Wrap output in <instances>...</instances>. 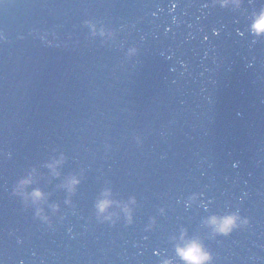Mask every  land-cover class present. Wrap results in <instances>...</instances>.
<instances>
[{
	"label": "water",
	"instance_id": "water-1",
	"mask_svg": "<svg viewBox=\"0 0 264 264\" xmlns=\"http://www.w3.org/2000/svg\"><path fill=\"white\" fill-rule=\"evenodd\" d=\"M262 10L0 0V264H184L192 239L211 264H264ZM105 190L134 199L130 223L97 217ZM233 213L227 236L206 224Z\"/></svg>",
	"mask_w": 264,
	"mask_h": 264
},
{
	"label": "clouds",
	"instance_id": "clouds-1",
	"mask_svg": "<svg viewBox=\"0 0 264 264\" xmlns=\"http://www.w3.org/2000/svg\"><path fill=\"white\" fill-rule=\"evenodd\" d=\"M228 0H222L223 4H226ZM252 30L255 34L261 35L264 34V10H262L259 16L254 20L252 24ZM100 35L103 36L104 32L101 30ZM63 157L60 160H56L53 163L47 165L49 169L52 170L54 175H58L56 173L55 168L61 162ZM32 183L31 176L22 179L19 182V193L25 199H31L33 204H37L40 201L45 199V194L42 193L39 189H34L31 193H25L23 189ZM79 181L76 177H70L66 183L63 185L66 187L67 191L71 194L74 191L75 185L78 184ZM111 196L110 191L105 190L101 193L100 198L96 201L95 208L96 214L99 219L102 220H111L112 217L116 216V212H109V208L115 207L120 210L124 214V217L127 222H131V213L132 209L130 204H134L135 201L133 198H129L127 202H120L109 199ZM67 203V201H65ZM53 212L57 210V205H50ZM36 215L41 217L42 219H47V217L43 216V209L40 207L36 208ZM248 223L247 219H242L238 214H229L222 217L211 216L207 219L206 224L212 227L213 231L216 234L227 236L229 233L238 227L246 225ZM181 239H184L183 233L181 234ZM177 254L180 259L184 262V264H211L212 255L208 252L203 245L196 239L186 241L182 247L178 246ZM164 264H168L167 261Z\"/></svg>",
	"mask_w": 264,
	"mask_h": 264
}]
</instances>
